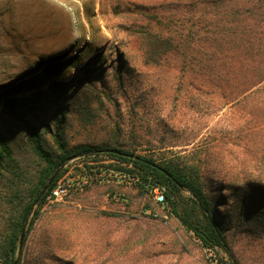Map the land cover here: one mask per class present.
<instances>
[{
  "label": "rangeland",
  "instance_id": "obj_1",
  "mask_svg": "<svg viewBox=\"0 0 264 264\" xmlns=\"http://www.w3.org/2000/svg\"><path fill=\"white\" fill-rule=\"evenodd\" d=\"M202 11L209 18L215 12L226 19L251 15L263 27L256 30L252 49L230 45L235 74L207 85L181 69L174 57L161 64L149 61L140 40L146 13L181 21ZM257 37L264 39V0H207L195 7L187 0H0V91L40 76V64L54 62L60 75L48 80L41 75L32 93L47 92L53 83L64 93L44 98L34 120L53 131L65 112L67 147L89 144L160 159L181 155L205 167L207 189L214 196L223 185L264 186V94L258 92L264 81L251 86L254 67L263 59L257 53L264 54V41L258 49ZM0 128L9 133L16 175L31 178L39 161L3 102ZM53 134L45 141L55 151ZM84 163L68 161L62 177L79 174ZM107 163H88L104 181L68 201L42 206L27 233L21 264H222L228 259L223 251L204 249L168 205L155 204L150 193L99 166ZM14 179L9 173L0 177V237L9 211L2 199L13 191ZM227 239L236 264H264L260 227L231 224Z\"/></svg>",
  "mask_w": 264,
  "mask_h": 264
},
{
  "label": "trees",
  "instance_id": "obj_2",
  "mask_svg": "<svg viewBox=\"0 0 264 264\" xmlns=\"http://www.w3.org/2000/svg\"><path fill=\"white\" fill-rule=\"evenodd\" d=\"M187 1L195 7L197 4H205L207 0ZM230 13L232 16L238 15L239 9ZM145 17L148 24L141 28L140 40L146 58L155 64H161L167 58L174 57L181 69L202 85L215 83L228 75L233 76L236 70L230 45L237 42L240 46L252 49L256 30L263 28L258 27L261 24L256 17L245 14L237 19H226L225 14L220 12H215L211 18L204 11L190 12L181 21H175L173 15L156 12L146 13ZM172 27L175 29L172 30ZM263 41V38L257 37L258 49L263 47ZM257 54L263 59L258 60L254 67L252 87L259 86L264 81V54ZM241 63L242 69H246L247 58L244 57ZM40 66L41 75L46 80L60 75L54 62L44 61ZM41 75L17 80L0 91V102L4 103L7 116L19 121L25 130L31 151L39 161V168L32 177L21 180L14 170V149L6 137L9 133L0 128V177L7 173L16 177L12 183L13 191L2 199L9 211L6 229L0 237V264H21L27 233L38 218L47 195L68 169L60 171L41 198L40 193L49 177L74 158L82 159L88 169L91 168L89 161H107V164L99 166L105 171L136 178L135 185L148 193L155 187L163 188L166 200L163 205L170 207L186 231L191 232L204 249L228 254L226 261H220L222 264H236L227 239L229 225L248 224L264 230V186L223 185L221 193L214 196L207 189L205 167L189 163L181 155L160 159L152 155H138L130 150L89 144L67 147L63 142L62 131L65 112L57 117L53 131L47 123L41 122L39 125L34 120L39 115L38 111L42 110L44 98L48 97L49 101L59 97L65 90L53 83L51 90L47 92L32 93L38 88L40 81L36 79ZM246 91L244 88L242 93ZM258 92L264 94V86L259 87ZM53 132L55 151L45 141V136ZM223 190L231 194V201L223 195ZM183 192H187L189 196L183 197ZM221 208H224L223 212ZM26 225L29 226L27 229ZM23 230L25 235L19 247Z\"/></svg>",
  "mask_w": 264,
  "mask_h": 264
},
{
  "label": "built area",
  "instance_id": "obj_3",
  "mask_svg": "<svg viewBox=\"0 0 264 264\" xmlns=\"http://www.w3.org/2000/svg\"><path fill=\"white\" fill-rule=\"evenodd\" d=\"M74 159L82 160L80 158ZM107 173H109L110 176H115L122 179L128 184L135 185L137 181L136 178L126 177L124 174L119 175L112 171H107ZM104 178L105 177L101 175V172L94 165H91V168L89 169L84 165L79 174H75L70 177H61L58 179L53 189L47 195L45 203L52 204L68 201L85 189L94 187L95 185L104 181ZM150 194L152 195L155 204H165L166 200L163 188L155 187L150 191ZM113 198H116V196L114 195Z\"/></svg>",
  "mask_w": 264,
  "mask_h": 264
},
{
  "label": "water",
  "instance_id": "obj_4",
  "mask_svg": "<svg viewBox=\"0 0 264 264\" xmlns=\"http://www.w3.org/2000/svg\"><path fill=\"white\" fill-rule=\"evenodd\" d=\"M64 168V165L60 166L50 177L49 179L47 180L46 184L44 185L40 195H39V198H41L50 188V186L52 185V183L54 182V180L56 179V177L58 176V174L60 173V171ZM24 235H25V232L24 230L22 231L21 233V236H20V241H19V247H21V244H22V241H23V238H24Z\"/></svg>",
  "mask_w": 264,
  "mask_h": 264
}]
</instances>
